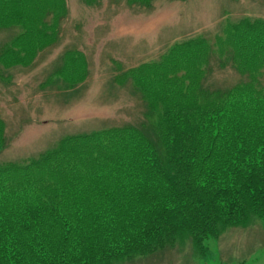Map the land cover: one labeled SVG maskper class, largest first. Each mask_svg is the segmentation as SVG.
Wrapping results in <instances>:
<instances>
[{"label": "rangeland", "instance_id": "1", "mask_svg": "<svg viewBox=\"0 0 264 264\" xmlns=\"http://www.w3.org/2000/svg\"><path fill=\"white\" fill-rule=\"evenodd\" d=\"M39 3L43 13L37 17L36 30L16 36L10 61L0 72V169L12 170L9 185L0 186V212L8 213L0 224L20 222L12 213L23 210L30 181L14 184V180L68 135L134 128L138 131L126 130L116 138L122 145L115 150L134 159L133 149L140 147L124 146L119 140H134L138 132L151 142L158 157L168 159L171 147L164 139L168 124L158 89L185 105L183 115L195 118L211 111L221 97L217 93L229 92L236 83H254L260 89L254 98L264 94V60L244 55L233 38L241 21L264 22V0ZM21 29V25L0 26V45ZM199 42H204L202 47H196ZM178 43L184 48L175 52ZM177 56L180 61L173 63ZM141 62H166V76L149 77L152 85L146 89L129 74ZM203 143L201 139L198 145ZM108 171L118 173L113 166ZM94 175L102 177L99 168L71 174L73 184L65 192L83 194L86 200L64 203V209L98 210L103 183L112 182L120 192L124 186L122 180L102 178L98 189ZM63 178L57 177L61 184ZM116 264H264V219L253 216L245 225L232 224L200 247L185 234L174 249Z\"/></svg>", "mask_w": 264, "mask_h": 264}, {"label": "trees", "instance_id": "2", "mask_svg": "<svg viewBox=\"0 0 264 264\" xmlns=\"http://www.w3.org/2000/svg\"><path fill=\"white\" fill-rule=\"evenodd\" d=\"M39 1L0 0V25H21L20 34L33 33L43 13ZM233 34L244 55L264 60V22L241 21ZM182 44L173 51L183 49ZM12 50V44L6 45L1 56L5 65ZM178 61L177 56L173 63ZM165 64L141 62L129 74L148 89L153 78L166 76ZM233 86L217 93L221 97L214 108L198 118L183 115L181 101L157 90L165 104L168 159L158 157L138 132L134 140H119L140 147L133 149L134 159H126L114 149L122 145L116 138L138 130L109 127L68 135L32 160L14 180L30 181L23 210L12 213L20 222L0 224V264H116L174 249L185 234L200 247L232 224L245 225L253 216L264 219V94L254 98L260 90L254 83ZM110 166L118 173H110ZM97 168L102 172V177L94 175L97 188L102 178H110L124 182L121 192L112 182L103 183L98 210L64 209V203L86 200L83 194L65 192L73 184L71 174ZM11 176L9 167L0 169V186L9 185ZM61 176H66L62 184ZM7 214L0 212V220Z\"/></svg>", "mask_w": 264, "mask_h": 264}]
</instances>
